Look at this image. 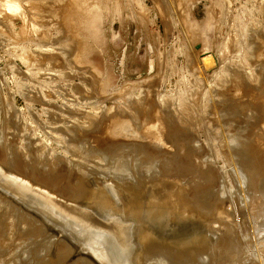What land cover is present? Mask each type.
I'll return each instance as SVG.
<instances>
[{
	"label": "rangeland",
	"instance_id": "1",
	"mask_svg": "<svg viewBox=\"0 0 264 264\" xmlns=\"http://www.w3.org/2000/svg\"><path fill=\"white\" fill-rule=\"evenodd\" d=\"M13 1L19 4L21 13L19 10L13 12L5 8L4 0H0V134L16 143L17 148L20 147V160H26V165L30 164V167L23 165L25 170L28 169L29 172L37 165L31 175L39 179L46 177V183H55L60 185L59 190H68L66 194L73 191L72 194L76 195V189L70 191L66 185L71 183L77 187L76 181L79 177H76L77 172L72 177L69 176L68 168L75 161L84 160L86 150L89 151L92 145L98 143L92 141L91 133L82 136L78 134L99 117H105L104 122L112 124L117 116L120 120H130L132 124L126 134L124 132L129 138L121 137L122 139H132L139 135L142 137L145 132L148 134L151 131L149 137L146 133L142 137L145 142H150L149 138L153 141L155 137L162 139L168 127L174 130V134L177 133L183 139L184 147L189 146L197 153L195 163L187 160L185 163L191 164L185 167L193 165L195 168L197 164L202 168L211 166L210 174L213 172L216 179L209 181L218 193L213 191L210 184L212 191L208 197L215 200V211L211 212L212 215L199 214L194 209L188 210V207L178 205L181 201L178 197L185 198L187 195L188 198L190 193L192 199L188 198L189 204L186 205H194V185L200 183L201 185H197L198 189L202 186L200 191L196 189V198L205 190L203 184L206 183L200 180L194 182L191 174L186 173V167L181 169L185 171V177L172 173L173 176L165 177L166 181L158 183V194H162H157L155 202L150 200L146 203L145 210L149 211L147 217L134 224L133 215L120 219L117 212H113L114 206L108 207L101 203L103 193L113 205H123V199L114 188V182L89 173L85 177L88 188L92 187L95 180L97 184L100 179L103 181L100 195L92 198L90 204L88 201L86 205L84 202L74 204L62 201L66 206H72L71 213L65 210L69 216L61 214L57 210L58 206L51 207L49 204L55 213L51 216L43 211L42 203L46 204V199L36 193V186L27 177L12 171L0 161V194L18 206L23 204L25 208L31 205V212L39 215L48 225L59 222L61 218L60 221H71V225H86L88 228L93 226L95 229L89 233L97 234L101 228L97 229L90 222H87L88 225L85 221H80V217L91 219L92 216L88 214L90 212L103 222L114 223L126 230L131 227V231L136 234L132 233L128 240H124L131 250L135 246L136 249L140 246L144 248L139 233L144 225L149 227L150 223L154 225V229H158L165 218L173 222L179 216L181 221L188 218L189 214L191 218L197 214L195 219L200 217L197 220L200 223L208 222V226L186 227L202 230L203 234L207 233L204 231L207 228L210 235L211 246L207 254L201 255V264H264V199L260 197L257 187L264 180L263 171L250 177L248 167L245 168L244 164L248 159L241 152L243 148L239 150L237 147L244 138L251 139L257 155L254 156L255 161L254 158L250 159L252 165L264 163V0H76L75 3L74 0ZM71 3L75 4L72 6L74 9L71 8ZM89 4L96 5L97 14H92V11L88 13L94 16L86 25H81L79 20L86 18L83 12L86 9L89 11ZM74 11L79 14V19L75 20L71 14L67 19L69 12ZM142 101L153 104H147V112L150 105L155 107L152 114H156L151 121L139 118L137 112L146 105ZM141 123L142 129H137ZM136 124L137 126H133ZM144 126L147 128L143 132ZM159 130L162 131L161 134ZM241 136L244 138L241 139ZM3 143L8 151L7 140ZM44 153L46 155L43 156ZM236 155L242 159H237ZM186 156L190 155L183 151L179 158L186 159ZM2 158L4 157L0 155V160ZM93 162L96 160L91 163ZM124 162L125 160L121 163L126 166ZM134 163L133 166L138 162ZM164 163L171 166L170 168L174 167L169 160ZM139 164L137 166L141 168L142 161ZM160 164L151 165L157 169ZM135 167L132 171L129 167L124 170H110L105 165L98 169L105 172L108 170L111 177L127 170L129 177L139 173L140 168ZM126 173H123L124 176ZM130 177L128 179L133 180L131 182L134 184V178ZM15 187L19 189L18 192ZM205 191L206 195L210 190ZM213 192L215 194L211 195ZM149 206L154 209L151 210ZM161 207H166L168 212L164 218L158 215ZM217 210L221 211L217 213ZM222 210L221 217L216 215L222 213ZM156 215L158 216L155 217ZM53 217L57 220H53ZM166 221L165 219L164 224ZM34 239H40L36 240L38 245L35 247L43 250L42 244L46 240L40 237ZM11 241L13 239L7 241L8 246L0 247V260H4L0 264H16L23 254L26 257L23 255L24 259L18 260V264H38L37 260L48 257L47 252L42 250L40 255H31L35 254L32 247L35 242H30V248L34 251H28L30 248H27V242L23 244L27 249L18 244L21 248L18 247L20 249L17 251L11 247ZM30 243L28 242L29 246ZM63 245L65 244H61ZM148 251L146 257L142 252L139 256L134 254L132 259L139 261L143 258L147 262V258H152L155 254V259L158 258L157 253L161 254L151 247ZM14 255L16 259L10 262ZM27 257L32 259V263ZM77 257L74 253L71 256L65 254L60 262L58 257L53 261L67 264ZM165 258L167 260L169 257ZM170 259L167 264H178Z\"/></svg>",
	"mask_w": 264,
	"mask_h": 264
},
{
	"label": "bare ground",
	"instance_id": "2",
	"mask_svg": "<svg viewBox=\"0 0 264 264\" xmlns=\"http://www.w3.org/2000/svg\"><path fill=\"white\" fill-rule=\"evenodd\" d=\"M75 1L76 0H74L73 2L75 3ZM79 2H82V0H80ZM79 2H77V4ZM74 3H73V5H75ZM73 5L71 3V8ZM3 6L7 9L13 11V12H18V10L20 12V10H21L19 4L13 0H4ZM88 7H90L89 11H87V9H86L83 12L84 15L86 16V18L79 20L80 24L82 23V24L86 25L87 22L94 16V15H90L88 13H90L92 11V14H95L97 12L96 11L97 7L95 4H89ZM72 9H74V8H72ZM71 12H69L67 19L70 18L69 17L70 14L72 15L71 17H73V15H74L75 20H76V18L79 19V16H78L79 14H77V11H74V13H71ZM82 18H83V16H82ZM92 30H93V28H92ZM145 101H147V99ZM145 101L144 102L142 101V102L145 103ZM147 104H152V103L147 102ZM147 104L145 106H143V108L139 112H137L140 116L138 114L137 115L139 116V118H142L143 121L146 119H147V121H151L153 116L156 114V113H154V115L152 114V112L155 111V107H152L153 104L150 105L151 108L148 107L149 111L147 112ZM136 105H138V103H136ZM162 107H159V108H162ZM179 108H180V106H179ZM157 113H158V111H157ZM160 113H159V117H160ZM101 115H103V114H101ZM101 115H99V116H101ZM104 116H105V114H104ZM114 116H113V118H114ZM159 117H158V120L160 119ZM109 118H111V117H109ZM106 119H108V118H106ZM124 119L120 120L116 116V119H115V121L112 122V124H109V122H108L109 119L107 121L108 124H106L104 122L105 117H102V118L99 117V119L97 121L93 120V122L90 123V125L86 129H84L80 134H78V136H80V135L82 136L83 134L91 133V135L93 136L92 141L94 140L98 143L92 145V149L89 148V151L86 150V158L84 160H77V161H75V163L70 165L68 168L69 169V176L71 175V177H72L73 173L77 172L76 174L78 176H76V177L77 178L79 177V179H77V181H76L77 182L76 185L78 188L71 185V183L68 184V181H67L68 185H66L67 187H69L71 189V190L69 189L70 191H72V189L73 190L76 189L75 190L76 195H75V193L72 194L73 191L70 194H66L69 192L68 190H65V191L59 190L60 185L57 186V184H55V183L52 185L46 183L45 182L46 177L44 179L43 178L39 179L38 177H35V175H31V174H33V168H35L37 166L36 165L35 167H33V165H34L33 163L35 161L38 162L37 157H36L37 160L36 159H34L35 161L33 160V163H32L33 168L31 167L32 170L29 171L30 172L29 173L27 171L28 169L25 170L23 167L26 160H25V162H23V160H20L22 156L19 158L20 154H19L18 148H20V147L18 146V148H17L16 147L17 145H15L16 143L15 144H14V142L12 143V141L10 139H8L6 137H2L4 135L1 136V134H0V136H1V138H0V150L4 149V151H0V155L4 158H2V160H0V161L3 164H5L6 167L10 168L12 171L18 172L19 174L27 177V180L31 184L36 186V188H34L36 190V193L41 194L44 197V199H46L45 202L47 205L42 203V206L44 207L43 211H45V213H48L51 216H54V214H55V213H53V211L51 209V207H53V206H55V207L58 206L57 210H59V212L61 214L65 215V216H69V215H66L65 210L67 209L66 211L69 210L71 213L72 206H69V204H68V206H66V204L63 203L62 201L74 203V204L75 203H81L82 204L84 202L86 205L88 201H89L88 204H90V201H92L91 200L92 198H94L95 196H98V194L100 195V192H102V190H101L102 184H104L101 179H100L99 184H97V181L95 180L93 182L92 187L88 188L86 186V178H87L86 176H89L88 174L92 173L94 175L98 174V175H100L101 178L104 177L106 180L113 181L114 182V184H113L114 188L116 189V191L118 192L120 197L123 199L122 200L123 205L116 206V205H113L111 200L108 199L107 196H105V194L102 193L103 197L101 195V203H103V205H107L108 207L114 206L115 210H113V212H117V215H119V217H121L120 219H125L126 217L133 215L132 217L134 220V224L136 223V221L141 222L144 219V217L146 216V214L148 215V212H149L148 210H147L148 212L145 210L146 209L145 208L146 203L148 204V202L150 200L155 202L156 197L158 198V195L160 196L162 194V193L158 194L160 192L159 191L160 186L158 183H163L164 181H166L165 177L173 176L172 173H175L176 176L178 174H181L182 176H184L185 171L183 172L182 170H184V168H186V167H187L186 173L189 172L188 174H191L194 182H196V181L198 182L200 180V181L206 183V184H203L204 186L206 185L205 187L203 186V188H205V190H210V191H208L207 194L205 195L204 192H206V191L202 189L204 192L201 191L202 192L201 194H199L200 193L199 192L198 193L199 198H196V196L198 197V195L196 193L197 190L200 191V188L202 187V186H200V188L198 189L199 186H197V185H201V184L200 183L196 184V185H194L196 188L193 187V190H192V193L194 191H196L194 193V195L196 194L194 197L195 198L194 205H190V206L186 205V204H189L188 198L191 197V193L188 196V198H187V195L185 198H183V196L181 198L178 197V199L181 200L178 203V205H181L183 207H188L187 208L188 210L194 209V211L199 213V214L210 213V215H212L211 212L215 211V208H214L215 205L213 204L215 202V200H212L211 198L208 197L210 195L209 193H211V191H212L210 188V186L212 184L210 183L209 180L213 181L216 179V177L215 176L213 177V175H212L213 172L210 174V170H212L211 166L209 167L207 165L208 166V167L206 166L207 168H202V166H199L197 164V166L194 165L195 168L193 167V165L192 166L189 165V166L185 167V165L191 164L192 162H193L192 164L195 163V161L197 160V153L195 154L194 151L192 150V148L189 146L184 147L183 139H181L180 135H178L177 133L174 134V130L170 129L169 127L167 129H165V132L163 135L164 137L163 136L161 137L162 139H159V137L157 136L158 139H156V137H155L154 141H153L151 138H149L150 142H145V140L143 139L144 138L143 136L144 135L146 136V134H147L146 132H145L146 134L144 133V135L142 136L143 138L139 137L140 136L139 135V136H134L132 139H127V138L122 139L121 137H128L129 138V136L124 135V132L126 134V131L132 125L130 120H126V119L124 120ZM148 119H150V120H148ZM139 120H140L139 122H141V119H139ZM209 120H211V119H209ZM161 121L162 120H160V123H161ZM142 124L143 123L139 124L140 126L137 129H140ZM133 126H137V124L133 125ZM146 126L149 127L148 125H146ZM146 126H144L145 127L144 130H142L143 132L147 128ZM184 128H186V127H184ZM133 129H134V127H133ZM139 131L140 130H138V133H139ZM149 133L147 134V137H149L151 135ZM161 133H162V131H160V134ZM154 136H156V135H154ZM262 136H264V135H262ZM152 138H153V136H152ZM163 138H164V140H163ZM240 138L243 139L244 137L241 136ZM246 139L244 138L241 141L238 140L240 142L239 143L240 145L237 143V145L240 146V147L237 146L238 149L240 148L239 150H241V147L243 148V150H245V151H243V150L241 151L244 153L243 155H245L244 158L248 159V160L245 159L246 160L244 163L245 168L248 167L247 172H249V176L255 175L256 172L260 173V171L261 172L263 171L262 177L264 178V163L259 162V164L257 166H254V165H252L253 162L250 160L251 158L252 159L254 158V161H255L256 157H254V156H257L255 153L256 148L252 145V143L254 141H252L251 139H249V140L248 139L246 140ZM5 140H7L8 151L5 150V148H4L3 141H5ZM167 143H170L169 146H167ZM25 145H26V143H25ZM20 146H22V145L20 144ZM5 147H6V145H5ZM183 151L188 153L191 157L186 156V159L179 158V155H181V152H183ZM241 152L239 154H241ZM44 155H46V154L44 153L43 156ZM243 155H242V157H243ZM236 157H237V159L240 158V156L238 157L237 155H236ZM242 157L240 159H242ZM123 159L125 160V162L128 163L127 164L124 162V164H126V166L122 164L124 161ZM92 160H96V162L91 163ZM166 160L170 161L171 165L174 166L173 167L174 169L170 168L171 166L169 167V165H165L164 162ZM187 160H189V162H191V163H189V162L185 163ZM203 160H202V162H203ZM103 161H107V162H103ZM140 161H142V167L141 168L139 167L140 168L139 169L137 164H139ZM134 162L135 163L138 162L135 165L136 167L133 166ZM210 162H212V161H210ZM103 163H107V164H103ZM118 163H121L120 164L121 166L116 168ZM153 163H157V164L161 163L160 166L156 165V166H158V168H157L158 170L154 169L155 166H152ZM90 164H93V165H90ZM254 164H256V162H254ZM28 165L30 167V164H28ZM28 165H26L25 167H27ZM104 165L106 168H108L110 170H112L111 168L124 170V168L128 169V167H129L130 171H132L133 167H135L136 169L137 168L139 169V173L137 174V176L134 175L135 177L130 175L131 177L134 178V184H133V182H131L133 180L128 179L130 176L128 177V174L126 173L127 170L122 171L123 173L125 172L127 174V177H125L126 174L124 176L123 173L122 174L115 173L116 170H115V172L112 171L115 174H114V176L112 175V177H111V175L109 174L110 172L108 170L106 171L107 172L106 173L104 170L98 169V167L104 166ZM139 165H141V164H139ZM209 165H211V164L209 163ZM38 167H39V163H38ZM245 168H244V170H245ZM244 170H243V172H244ZM251 171L253 174L250 173ZM128 172H129V170H128ZM44 173H43V175H44ZM245 176L247 177L248 175L246 174ZM109 177H111V178H109ZM211 177H213L214 179L213 178L211 179ZM201 178H202V180H201ZM244 179H246V178H244ZM247 179H248V177H247ZM28 181H27V183H28ZM247 181H249V179ZM259 181L260 180H258V182ZM185 183L188 184L190 182H185ZM207 183H209L208 186H207ZM245 183L248 184L246 181H245ZM23 184H24V182H23ZM193 184H192V186H193ZM17 185H19V184H17ZM25 186H27V185H25ZM104 187H106V186H104ZM213 187L214 186L212 185L213 191L216 190ZM257 187H259L260 197H263V199H264V180H261L259 182V186L257 185ZM17 188H18V186H17ZM17 188H16V190L18 192L19 189H17ZM207 188H210V189H207ZM7 190H9V189H7ZM44 190H45V192H44ZM250 191L252 192L253 190H250ZM256 191H258V189ZM27 192H28V190H27ZM216 193H218V190H216ZM25 194H27V193H25ZM214 194L215 193L213 192L211 195H214ZM219 194H221V192H219ZM63 195H66V196H63ZM194 195L192 194V196H194ZM19 196L20 195H18V197ZM216 196H217V194H216ZM216 196H213V197H216ZM220 196L222 197V195H220ZM5 197L3 196V194L2 195L0 194V247L8 246V244H6V243H8L7 241L9 239H13V241H11L12 242L11 247H13L17 251H19V249L21 248L19 246L20 244H21V246H23V244H25L27 242L26 246H28L27 248L29 249L32 246L31 245L32 242L36 243L38 240H40V239H36L37 240L36 241L34 239V237H36V238L40 237L42 239H45L46 242H44L42 244L43 250L41 248L39 250L38 247L37 248L35 247L36 245H38L37 244L38 242L32 246V247H34L35 251L33 248H30L28 250V251H31L33 249V251L35 252V254H31L33 256H36L41 250L44 252L45 251L47 252L46 253L48 256L47 259H44V258L42 260L40 259L41 262H40V260H37L38 264H59L60 259H63V255L67 254V255L71 256L72 253L77 254L78 257H77V259H75L73 261H69V263H67V264H146L148 261L151 264H167V262H169V260H168L169 258L177 261L178 264H201L200 263L201 255H203V253L207 254L208 253L207 251L209 250V248L211 246L210 235L207 231V228L204 230L207 233L203 234L202 230L188 229L186 227V226H193L191 228H194V226H196V227H201V228L203 227L204 228L205 225L208 226V222L205 221L203 223H200V221L197 220L198 218H200V217H198L199 215L197 216L198 218L196 217L197 219H195V216L197 214L195 216H193V218H191L189 216L190 215L189 214L188 218L183 217L184 219L183 220L181 219V221H180L179 215H178L179 217L177 219H174L175 221H173V222H169V219L165 218L168 222L166 221V224H164L165 223V219H164V223H163L164 225L161 224L162 226H158V227H160V228L157 227L158 229H154V225H151L150 223H148L150 225L149 227H148V225H146V226L144 225L142 232H139L140 236H141L140 241L144 243V248L143 247L141 248V246H140L139 248L136 249V246H135L134 249L131 250L128 247L129 246L128 243L124 241L126 239L128 240L130 234H132V233L136 234L135 232L131 231L130 226H129L130 228L127 230L118 227L117 230H112L113 232L108 231V230H107L108 232H106V231L104 232V230L102 231L98 227H96L97 229H99L98 233L94 234L95 232H93L91 234V233H89V231L95 229V228H92L93 226L90 228H88L86 225L75 226V225H71V221H69V220L64 219V220L60 221L61 218L59 219V222L55 221L53 224L50 223L48 225L46 222L43 221V219L39 215L37 216V214L31 212V210H33L31 205L29 207L26 206L24 208L23 204L18 206L17 204H14L13 202H10L9 200H7ZM191 199H192V197H191ZM164 201H165V197H164ZM154 202H153V205H155ZM49 204L51 205V207L48 206ZM184 205H186V206H184ZM213 205H214V207H213ZM151 207H152V205H151ZM151 207L149 206L148 208L153 210L154 208L152 209ZM133 209H134V211H133ZM143 209H144V212H142ZM263 209H264V207H263ZM161 210H162V212H161ZM161 210L158 211L159 212L158 215L162 218L166 217L168 214L166 207H163ZM39 211H41V210L39 209ZM219 211H221V210H219ZM219 211L217 210L216 212L218 213ZM176 213H174V214H176ZM214 214H215V212H214ZM221 214L223 215V210H222V213L216 214V215H219V217H221L220 216ZM158 215H156L155 217H157ZM181 215H182V213H181ZM191 215H193V214H191ZM151 216H150V218H152ZM184 216H186V215H184ZM71 218L75 219L73 216ZM80 218H81L80 221H82V222L85 221L86 223L88 222V219H89V218L86 219L85 217H80ZM174 218H176V217H174ZM205 218L207 219V217H204V219ZM54 219H55V217H53V220ZM55 220H57V219H55ZM159 221H161V220H159ZM89 224L91 225L92 223L90 222ZM158 224H160V223L158 222ZM92 225H94V224H92ZM128 230H130V232ZM18 233H19V242H17V234ZM55 233H56V235H55ZM137 240H138V237H137ZM28 242L29 243L31 242L30 246H29ZM61 244H65V245L61 246ZM18 247H20V248H18ZM150 247L155 249L159 253H161L159 255L157 253L158 258L155 257V259H154L153 258L155 255L154 254L152 257L153 259L147 258V262L146 261L144 262L143 258H141L139 261L137 259H135V260L132 259L134 254H138V256H139V254H142V252H144V256L146 257V254L149 252L148 249ZM24 248L27 249L26 247H24ZM24 248H22V250H25ZM21 252L26 253L24 251H21ZM21 252H19V254H21ZM40 253H39V255H40ZM14 254L16 255L15 252H14ZM19 254L17 253V255H19ZM42 254H44V253H42ZM15 255L13 256L12 260H10V262H12L14 259H16ZM23 255H24V257H26L25 254H23ZM23 255H20L21 258L17 259V262L20 263V261H18V260L22 261L24 259V258L22 259ZM165 255H167V256H165ZM149 256H152V255H149ZM28 257H30L29 252H28ZM28 257H27V260H30V258H28ZM55 257L59 258L58 259L59 262H58V260L53 261L55 259ZM165 257H169V258H167V260H166ZM148 259H151V261ZM27 260H24V262ZM31 260H30V262H31ZM136 260H137V263L135 262ZM1 262H4V260L3 261L0 260V263ZM17 262H16V264H18ZM25 263L28 264L27 262H25ZM149 263H147V264H149ZM33 264H35V263H33Z\"/></svg>",
	"mask_w": 264,
	"mask_h": 264
},
{
	"label": "water",
	"instance_id": "3",
	"mask_svg": "<svg viewBox=\"0 0 264 264\" xmlns=\"http://www.w3.org/2000/svg\"><path fill=\"white\" fill-rule=\"evenodd\" d=\"M88 214L92 216L91 219H88V222H91L92 224H94L98 228H101L102 230H108V231H112V230H117L118 229V226L117 225H114L112 223L103 222L99 218H97L94 215H92L90 212H88ZM89 215H87V216H89Z\"/></svg>",
	"mask_w": 264,
	"mask_h": 264
}]
</instances>
